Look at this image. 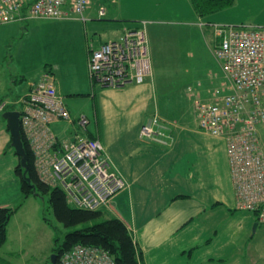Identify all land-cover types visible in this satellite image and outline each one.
<instances>
[{
  "label": "crops",
  "instance_id": "1",
  "mask_svg": "<svg viewBox=\"0 0 264 264\" xmlns=\"http://www.w3.org/2000/svg\"><path fill=\"white\" fill-rule=\"evenodd\" d=\"M98 1L102 3L96 7L95 2L91 5L90 0L83 14L85 21L76 17L58 20L38 18L5 24L12 33L9 36L5 34L2 46H7L5 41L13 39L12 46L16 52L11 55L8 51V60L2 61L0 67L13 64L15 68L21 66L34 70L30 73L31 79L19 86L18 96L28 93L41 74L47 71L57 92L64 97L71 116L77 114L71 109V103L91 90L92 96L87 98L92 100L97 117L100 108L103 120L105 116L115 119L112 126L111 119L106 120V124L110 122L109 127L114 128V133L108 135V131L101 137L97 130L96 136L89 132L85 137L101 142L111 169L125 182V188L110 199L106 209L111 211V217L121 220L126 226L141 253V264H264V246H247L253 237L251 232L242 234V241L235 243L242 231L230 230L226 238L231 244L220 245L216 241L218 232L208 231L206 227L205 222L220 210L236 215L232 214L236 202L224 140L198 130L187 121L179 124L175 138L171 136L164 143L166 149L156 145L164 147L159 138L139 137L141 125L149 121L154 113L160 116L156 75L152 67L148 78L141 83L131 82L117 88L96 85L92 88L86 67L89 47L96 44L94 48H97L101 42L118 37L121 30L134 27L127 21L120 23L123 18L116 6H109L110 14L103 0ZM100 8L105 9L103 18L98 17ZM107 14L118 15L120 20H109L113 22L111 25L99 28L97 23L105 21ZM195 14L190 13L191 18ZM211 37V34L203 37L206 45L202 40L200 50L191 57V60L197 58L202 65V69L196 67L187 85L193 100L210 101V95L228 89L227 78L211 54L214 48ZM34 51H41V55L33 58ZM11 82L7 73L4 87L0 89V101H4ZM9 99L12 101L15 98ZM4 123L0 120V207L12 208L20 203V209L22 201H25L14 174L17 158L14 150L8 148L10 136ZM67 123L56 121L51 125L59 140L71 141L75 137L76 133H66L68 130L62 128L65 124L69 126ZM64 134V138H59ZM146 162L159 168L155 185L147 183L151 191L140 184L141 177L136 170ZM186 173L184 178L182 174ZM175 175L181 177L179 181ZM241 217L252 221V233L255 236L260 230L257 237L260 242L264 240V224H258L256 217L252 220L244 214ZM230 257L234 261L227 263V259H232Z\"/></svg>",
  "mask_w": 264,
  "mask_h": 264
},
{
  "label": "built area",
  "instance_id": "2",
  "mask_svg": "<svg viewBox=\"0 0 264 264\" xmlns=\"http://www.w3.org/2000/svg\"><path fill=\"white\" fill-rule=\"evenodd\" d=\"M89 1L0 0V24L38 18L85 21ZM104 13L100 8L98 15ZM217 35L222 36L221 44L213 54L227 78L228 93L209 102H195L194 118L202 132L224 140L236 208L255 212L258 222L264 223V151L257 137L264 128V27L254 30L230 25L217 30ZM144 42L143 33L134 32L120 43L109 41L90 49V79L107 88L141 83L150 72ZM17 102L23 108L20 124L32 147L37 174L45 183L61 188L69 203L95 210L125 188L97 139L80 135L71 141L56 138L51 124L71 122V118L47 73ZM75 122L85 129L88 119L82 115ZM164 128L153 118L141 126L139 137L165 143ZM74 248L65 264H113L97 248Z\"/></svg>",
  "mask_w": 264,
  "mask_h": 264
},
{
  "label": "rangeland",
  "instance_id": "3",
  "mask_svg": "<svg viewBox=\"0 0 264 264\" xmlns=\"http://www.w3.org/2000/svg\"><path fill=\"white\" fill-rule=\"evenodd\" d=\"M94 2L95 0H91V5H93ZM99 3L102 2L97 0L94 5L98 7ZM103 3L107 6L108 13L110 14L112 11L109 6H116V10L123 18L122 23L127 21L129 24H133L134 27L142 26L144 22L147 24L146 28L149 33L152 66L156 75L157 100L160 108L158 109L159 117L161 120L175 126L172 129V137L175 138L179 129V124H181L182 121H187L195 125L198 129L192 113L193 98L191 93L188 92L189 87H187V85L189 81L192 80L196 67L202 69V65L198 62V59L191 60V57L193 53L200 50V44L202 45V40L204 41L203 37L206 36L201 34L198 26L192 21L197 19L198 16L195 14L190 1L103 0ZM190 13L192 15L195 14L194 18H191ZM107 16L111 19L107 17L104 18L105 21L97 23L99 28L107 27V24L111 25L113 22L109 20H120L118 15L107 14ZM203 20L225 25L264 26V0H234L231 6L217 13L215 12L212 15L204 16ZM3 27H6L5 24H0V29ZM8 27L9 26H7L3 32H0V37H2L0 41V64L2 61L8 60V51L11 55H15L16 52L15 48L12 46L13 39L11 41H5L7 46H2L5 34L9 36V34L12 33L9 32ZM156 30L159 31V37H156L158 35L154 32ZM108 32H110V30ZM16 37H20V35ZM203 43L206 45L205 41ZM95 46L96 44L93 47ZM34 53L33 58L41 55V51H34ZM213 53L214 51L211 54ZM216 63L218 62L216 61ZM33 64H35V61H33ZM33 71V68L28 69L22 68L21 66L15 68L13 64L0 67V89L4 87V76L7 73L12 81L4 96L5 101L10 100L9 98H16L19 95L17 93L18 90L20 91L19 86L21 83L26 84V82L31 79L30 73ZM215 95L218 94L213 93V96L210 95L209 98L212 99ZM91 96L92 93L91 90H89L86 95L78 98L70 105L71 109L77 112L75 116H72V119L82 115L89 119L90 122L86 128L87 131L78 126L77 123L68 122L67 124H69V126L65 124L62 127L68 130L66 133L70 131L72 133L88 136L90 132L96 136V131L98 130L101 137H103L105 132L109 131L108 135L115 132L114 128L109 127V123L111 122L112 126L115 119H111V116H107L108 118L105 116L103 120L100 108L97 117L93 109L92 100L87 98H91ZM197 100L200 99H195V101ZM66 104L68 105V103ZM12 108L19 110L20 105H14ZM1 115L2 113H0V116ZM152 116H157V114L154 113ZM108 119L111 120L106 124V120ZM0 120L4 122L1 117ZM51 130L56 135L57 132L53 127H51ZM65 134L59 136V138H64ZM257 137L264 151V128L258 131ZM153 140H155V138ZM156 145L164 149L167 148L159 144ZM136 170H138L141 177L140 184L147 186L146 188L150 190L147 183L152 186L155 185L157 180L155 176H159V168L157 166H151L150 162H146L137 167ZM182 175L184 178L187 177V173ZM174 177L178 181L180 180L179 178H181L178 177V175ZM47 200L48 196L44 195L43 198L30 197L26 199L25 202L22 201L21 208L15 216L11 217L6 227V241L4 244L0 245V257L4 260L3 264H43L45 257H51L52 255V239L57 237L62 241L63 236L73 230L72 228H64L56 221L51 210L48 208ZM70 205L73 207L72 204ZM100 211L103 212L102 219L111 217L112 215L111 211L106 208H101ZM223 211L224 210H220L219 213L205 222L208 231L216 230L218 232L216 238L217 244L230 245L231 242L226 236L227 232L232 230L242 231V233L238 235L235 243L242 241V234L251 232V237H253L249 239L247 246L252 248L264 246V240L260 242L257 237L260 230H258L257 234L254 236V233H252L254 223L241 217L244 214L249 216L252 220V218H255L254 212L236 208L232 210V214H236L233 216L229 212V214H227ZM42 217L48 220L49 225L43 222ZM241 226L245 229H242ZM230 258L232 259H227V263L234 261L233 257Z\"/></svg>",
  "mask_w": 264,
  "mask_h": 264
},
{
  "label": "trees",
  "instance_id": "4",
  "mask_svg": "<svg viewBox=\"0 0 264 264\" xmlns=\"http://www.w3.org/2000/svg\"><path fill=\"white\" fill-rule=\"evenodd\" d=\"M189 1L192 5L194 12L199 18L196 22L194 21V24L198 26L203 36H206L207 34L212 35L211 43H214V48L212 50L213 52L215 51V49H218L219 45L221 44L222 36L217 35V30H219L220 28L228 29L229 26L232 24H228V25L214 24L215 22L204 21L203 17L207 15H212L215 12L217 13L218 11L231 6L234 0H189ZM51 20H58V19H51ZM120 23L124 24L122 23V21ZM146 26L147 24L144 22L142 26H137L129 29L125 28L121 30V34L118 37L110 40L107 39L101 42V44H106L109 41L120 43L121 39L125 38L127 34L134 32L136 33L141 32L143 33L145 38L144 43L146 45L147 57L150 62V67L153 68L152 55L149 47V33L147 31ZM232 26H241V25H232ZM242 26L252 27L254 30H259V28L264 27V26H250V25H242ZM154 32L158 34L156 37H159V31L156 30ZM90 52L91 51H89L88 49L87 61H86L87 76L89 83L91 84L92 88L95 87L96 85L99 86L100 88H104L100 85V83H97L94 80L90 79L91 77L88 71V62L91 56ZM214 60L216 59L214 58ZM216 61L219 63L218 60ZM126 71L129 72L128 66H126ZM148 76L149 75H147L144 79L146 80ZM0 102H2V100ZM12 106L11 105L6 106L5 110H12L13 109ZM65 107L68 110L66 105ZM70 118H71V122L75 120V118L72 119L71 114H70ZM58 121H66V120H58ZM161 124L165 127L164 130H162V133L164 135L163 140L165 141L166 144L167 140L172 136V129L175 126L171 129L170 127L171 123H168L164 120H161ZM21 138L27 156L26 163L28 169L26 176L30 179V182H27V180L23 177L22 174L23 169L19 165L18 157H16L17 165L14 169V174L19 180V185H20L19 189L22 200L25 201L30 197L43 198L44 195H47L48 208L51 210L56 221L60 223L64 228L73 229L72 231L66 233L63 236L62 241H60L57 237H54L52 239L53 247H51V253L52 255H55L54 264H65L68 260V257L76 250V248H74L76 246L82 248L93 247L101 251H104L112 258L113 264H141V253L137 248L136 244L133 242L124 223L115 217H108L102 219L103 212L100 211V209L106 208L109 202L103 206H100L98 209L95 210L74 206L73 204L72 207L70 205L71 203L68 202L61 188L57 186L54 187L49 186L38 177L36 170L34 168L33 151L31 150L30 144L27 141L22 131H21ZM8 148H11L10 144H8ZM19 207H20V203H18L16 206L12 208L11 207L0 208V245L5 243L6 227L11 217L14 216V214L17 212ZM42 220L44 223L49 225V222L45 217H42ZM43 261H44L43 264H51V257L47 256ZM3 262H4L3 258L0 257V264L1 263L3 264Z\"/></svg>",
  "mask_w": 264,
  "mask_h": 264
},
{
  "label": "water",
  "instance_id": "5",
  "mask_svg": "<svg viewBox=\"0 0 264 264\" xmlns=\"http://www.w3.org/2000/svg\"><path fill=\"white\" fill-rule=\"evenodd\" d=\"M2 118L5 120L6 128L10 135V145L14 149L15 155L19 159V165L23 169V177L30 182V179L26 176L27 174V156L24 150L20 126H19V112L17 111H5L2 114ZM55 255H51V264H54Z\"/></svg>",
  "mask_w": 264,
  "mask_h": 264
}]
</instances>
